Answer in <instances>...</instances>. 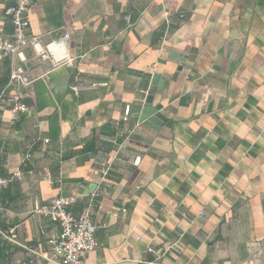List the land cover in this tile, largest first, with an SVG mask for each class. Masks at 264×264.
Here are the masks:
<instances>
[{"label":"crops","instance_id":"0c3cea01","mask_svg":"<svg viewBox=\"0 0 264 264\" xmlns=\"http://www.w3.org/2000/svg\"><path fill=\"white\" fill-rule=\"evenodd\" d=\"M28 19L69 35L74 67L33 65L28 110L0 104V264H60L42 255L58 223L33 214L57 197L92 202L85 264H264V0H37ZM149 96L158 129L133 117Z\"/></svg>","mask_w":264,"mask_h":264},{"label":"built area","instance_id":"2783aa9c","mask_svg":"<svg viewBox=\"0 0 264 264\" xmlns=\"http://www.w3.org/2000/svg\"><path fill=\"white\" fill-rule=\"evenodd\" d=\"M6 1L8 6L3 11V19L10 23L12 30L7 38L0 36V56L15 62L11 67L8 82V86L13 87L15 93L7 97L4 92H1L0 104L7 105L13 119H15L18 114L25 113L28 110L24 99L28 97L26 91L34 82L31 77L32 66L48 64L50 70L58 67L73 68L74 59L67 51L68 34H62L48 42H43L41 38L28 34V12L31 5L37 0ZM124 20L128 26L130 18L126 16ZM26 50L31 51V57L26 55ZM48 72L41 75V77L46 78ZM86 87L81 79L75 78L69 86V90L74 96H78L80 91ZM96 87H106V84H91L90 86V88ZM129 112V107H126L124 121L127 119ZM139 163L140 157H136L133 165L138 166ZM108 170L109 168L101 170V180L107 175ZM15 176L17 177L18 173ZM9 182V179L0 175V193L8 186ZM75 203L76 199L74 197H57L33 211L35 215L57 222L60 227V232L48 242L49 252L42 254L50 262L85 264L86 255L97 246L96 228L91 220L92 202L85 204L78 214H73L71 208ZM2 209L0 201V211ZM31 253L38 255L36 250H31Z\"/></svg>","mask_w":264,"mask_h":264},{"label":"water","instance_id":"95a60500","mask_svg":"<svg viewBox=\"0 0 264 264\" xmlns=\"http://www.w3.org/2000/svg\"><path fill=\"white\" fill-rule=\"evenodd\" d=\"M157 80V76L152 77V84H155V81ZM146 106H143L141 108H134L132 110L133 117L137 118L140 123H143L144 125L151 127L153 129H158L163 123H168L166 118L160 114V111L162 109L161 105H155L152 106V97H147L145 100ZM94 186H90L87 190V195H91L94 191Z\"/></svg>","mask_w":264,"mask_h":264}]
</instances>
